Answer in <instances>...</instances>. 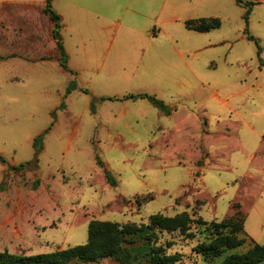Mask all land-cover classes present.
I'll return each instance as SVG.
<instances>
[{"label": "rangeland", "instance_id": "1", "mask_svg": "<svg viewBox=\"0 0 264 264\" xmlns=\"http://www.w3.org/2000/svg\"><path fill=\"white\" fill-rule=\"evenodd\" d=\"M43 1L29 12L31 0H0V251L85 245L92 221L141 225L187 212L221 222L239 205L247 242L238 252L264 245V9L253 16L260 58L229 15L211 33L186 29L183 20L212 16L210 6L56 0L72 73L56 58ZM147 195L154 200L139 204ZM204 238L160 233L158 242L184 255L178 264H223L195 252Z\"/></svg>", "mask_w": 264, "mask_h": 264}, {"label": "trees", "instance_id": "2", "mask_svg": "<svg viewBox=\"0 0 264 264\" xmlns=\"http://www.w3.org/2000/svg\"><path fill=\"white\" fill-rule=\"evenodd\" d=\"M47 0L44 13L54 24L53 37L57 42L59 60L62 67L73 73L67 65L68 55L61 40L60 31L62 28L61 16L53 10V2ZM238 5L247 8L244 17L246 23L252 8L257 4L246 0H236ZM187 29L199 33H209L222 27L219 18L195 19L185 22ZM249 41L255 42L258 46V55L261 58L262 48L256 38L246 30ZM134 99L136 97L131 96ZM140 98H148L141 95ZM150 98V97H149ZM152 103L160 108L164 107L163 102L156 98H150ZM43 136L35 140V146H39ZM0 161H6L0 156ZM103 165L102 161H99ZM31 163L14 167V170H21ZM108 183L114 187L118 182L110 173L105 174ZM36 181L35 186L39 185ZM0 186V190H1ZM154 200V196L147 195L138 198L139 204H147ZM246 215L241 205L235 213L224 221L208 222L203 218H195L187 212L176 216L156 214L150 218L148 224L128 223L121 225L110 221H92L88 229V242L68 249L56 250L52 253L39 255H14L8 251H0V264H69L71 262L98 263L102 260H113L117 264H178L183 261L184 255L179 252L169 253L172 243L159 244L158 237L161 233L175 234L189 240H194L198 233L205 235V238L194 248L195 252L203 257L205 261H214L224 258L223 264H261L264 262V245L253 242L251 248L245 253L238 250L245 245ZM198 230L195 232L193 229ZM140 241V242H139ZM140 243V245L138 244Z\"/></svg>", "mask_w": 264, "mask_h": 264}, {"label": "crops", "instance_id": "3", "mask_svg": "<svg viewBox=\"0 0 264 264\" xmlns=\"http://www.w3.org/2000/svg\"><path fill=\"white\" fill-rule=\"evenodd\" d=\"M36 0H31V2H30V4H25L24 6H26V7H28L30 10H29V12H34V10H36V7H35V5H36V2H35ZM56 1V0H55ZM54 1V2H55ZM187 1H190L191 3H199V4H201V5H205V6H210V7H213V8H215L216 9V12L214 13V14H212V16H210V17H202V18H195V19H209V18H219V19H221L220 17H224L223 15H225V17H229V16H231L232 18H234L235 20H236V23H237V21L238 20H241V22H242V26H244L245 27V33H246V30H248V33L250 34H254V32H252L253 30H254V26H256V22H257V24L262 28V29H260V31H264V20L263 19H258L256 22L254 21V15L256 14V13H258V12H260L261 14H262V12L260 11V10H262V9H264V0H246V1H248V2H255V3H257L253 8H252V10H251V13H250V16H249V22L248 23H246V21H245V19H244V17H245V15H246V12H247V8L246 7H244V6H240V5H238V3H237V1L236 0H187ZM53 2V3H54ZM46 3H47V0H44L43 1V4L42 5H40V6H38L39 8H41V9H43V10H41V11H43V13H44V9H45V7H46ZM8 5V4H7ZM53 5V4H52ZM20 6V5H19ZM38 13H37V11H35V15H37ZM45 14V13H44ZM227 15H229V16H227ZM46 16V18H47V20H48V22H49V24L51 25L50 26V28H48L49 30H50V32H51V34L53 35V30H54V24L50 21V19H49V17L47 16V15H45ZM195 19H190V18H188V19H186V20H183L184 21V24H185V22L186 21H188V20H195ZM42 20H44V19H42ZM41 20V21H42ZM222 21V20H221ZM39 23H41L42 24V22H40V21H38ZM38 26H39V24H37ZM36 25V26H37ZM222 26H223V22H222ZM186 27V26H185ZM41 28H43V27H41V26H39V30L41 31L40 32V34L39 35H36V36H34V39L37 41V39L39 38V36H41L42 35V29ZM46 28V29H47ZM222 28V27H221ZM220 28V29H221ZM187 29V28H186ZM220 29H218V30H220ZM187 30H189V29H187ZM189 31H191V30H189ZM214 31H216V30H214ZM49 32V31H48ZM193 32H195V31H193ZM211 32H213V31H211ZM211 32H209V33H211ZM199 33V32H198ZM250 34V35H251ZM246 35V34H245ZM252 36V35H251ZM254 36H255V34H254ZM253 36V37H254ZM246 37H247V35H246ZM245 36H243L242 37V39H245L246 38ZM54 38V37H53ZM254 38H256L257 40H261L259 37H257V36H255ZM248 39V38H247ZM258 41V42H259ZM54 42L56 43V46H55V48L56 49H58L57 48V42H56V40H54ZM56 55V58L58 59L59 58V54H55Z\"/></svg>", "mask_w": 264, "mask_h": 264}]
</instances>
